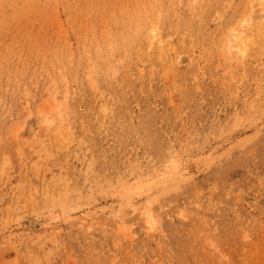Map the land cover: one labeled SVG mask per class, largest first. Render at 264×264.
<instances>
[{
  "label": "rangeland",
  "instance_id": "obj_1",
  "mask_svg": "<svg viewBox=\"0 0 264 264\" xmlns=\"http://www.w3.org/2000/svg\"><path fill=\"white\" fill-rule=\"evenodd\" d=\"M198 1L0 0V264H264V0Z\"/></svg>",
  "mask_w": 264,
  "mask_h": 264
},
{
  "label": "bare ground",
  "instance_id": "obj_2",
  "mask_svg": "<svg viewBox=\"0 0 264 264\" xmlns=\"http://www.w3.org/2000/svg\"><path fill=\"white\" fill-rule=\"evenodd\" d=\"M169 1H170V0H169ZM154 2L157 3V0H154ZM154 2H151V3L154 5ZM197 2H199V1L197 0ZM247 2L249 3V1H247ZM261 2L263 3L264 1H261ZM200 3H202V2H200ZM200 3H199V4H200ZM152 4L150 5V7L147 8V12L144 11V10H139V11L135 12V10H134L135 20H136V21H139V22H138V25L136 26V27H137L136 30H139L138 28H140V27L142 26V22H141V21L146 22V23H148V22L151 23V21H153L154 18H159L158 16L160 15V14H159L160 11H158V14H159V15L157 14V12H154L153 9H152ZM246 4H247V3H246ZM185 5H186V4H185ZM185 5H184V6H185ZM193 5H194V3H193ZM197 5H198V4H197ZM203 5H204V4L202 3L201 6L203 7ZM263 5H264V3H263ZM9 6H10V5H9ZM199 6H200V5H199ZM201 6H200V10H201ZM182 7H183V6H182ZM205 7H206V6H205ZM224 7H225V6H224ZM224 7H223V8H224ZM246 7H247V6H246ZM154 8H156V7H154ZM192 8H193V6H192ZM194 8H197V7H194ZM203 8H204V7H203ZM143 9H144V8H143ZM195 10H196V9H195ZM195 10H194V11H195ZM200 10H199V11H200ZM203 10H204V9H203ZM217 10H218V9H217ZM219 11H220V10H219ZM219 11H218V12H219ZM203 12H204V11H203ZM54 14H55V13H54ZM195 14H196V13H195ZM198 14H199V13H197L195 16H197ZM200 14H201V13H200ZM241 14H242V12H241ZM56 15H58V14H56ZM160 16H161V15H160ZM56 17H57V16H56ZM132 17H133V16H132ZM211 17H212V16H211ZM221 17H222V16H221ZM198 18H200L199 15H198ZM201 18H202V17H201ZM246 19H247V18H243V19H242V22H244ZM56 20H57V19H56ZM162 20H163V19H162ZM203 20H204V18H203ZM211 20H212V18H211ZM214 20H215V19H214ZM131 21H132V20H131ZM263 21H264V20H263ZM171 22H172V21H171ZM173 22H174V21H173ZM177 22H178V21H177ZM177 22H176V24L173 25V27L178 29V28L180 27V25H179ZM213 22H214V21H213ZM220 22H221V21H220ZM168 23H169V22H168ZM154 24H155V23H154ZM161 24H163V22H161ZM135 25H136V23H135ZM155 25H156V24H155ZM188 25H189V24H188ZM132 26H133V25H132ZM167 26H168V24H167ZM170 26H171V25H170ZM156 27H157V26H156ZM160 27H161V25H160ZM183 27H184V26H183ZM63 28H64V27H63ZM229 28H230V27H229ZM247 28H248V27H247ZM109 29H110V28H109ZM221 29H222V28H221ZM248 29H249V28H248ZM263 29H264V28H263ZM263 29H262V30H263ZM63 30H64V29H63ZM130 30H131V29H130ZM200 30H201V29H200ZM256 30H257V29H256ZM61 31H62V30H61ZM131 31H132V30H131ZM159 31H160V30H159ZM159 31H158V32H159ZM197 31H198V30H197ZM249 31H250V30H249ZM179 32H180V31H179ZM179 32H178V33H179ZM182 32H183V31H182ZM185 32L187 33V31H185ZM173 33H174V32H173ZM173 33H172L171 35H175V34H173ZM178 33H177V34H178ZM250 33H251V32H250ZM260 33H262V32H260ZM122 34H123V33H122ZM155 34H156V33H155ZM181 34H182V33H181ZM252 34H253V33H252ZM136 35H137V34H136ZM157 35H158V34H157ZM159 35H160V34H159ZM169 35H170V34H169ZM178 35H180V34H178ZM219 35H220V34H219ZM147 36H148V34H147ZM147 36L144 37L146 40H148V37H147ZM220 36H221V35H220ZM109 37H110L111 40L113 39V37H111V33H110V36H109ZM127 37H128V39L130 38V39L133 41V38H134V37H132V36H130V35H128V34H127ZM156 37H157V36H156ZM171 37H172V36H171ZM182 37H183V35H182ZM186 37H187V35H186ZM217 37H218V36H217ZM165 38H166V37H165ZM189 38H190V37H189ZM130 39H129V40H130ZM134 39H135V38H134ZM154 39H155V38H154ZM163 39H164V38H162V39L160 38V40H163ZM168 39H169V38H168ZM113 40H114V39H113ZM183 40H184V39H183ZM211 40H212V39H211ZM114 41H115V40H114ZM164 41H165V40H164ZM168 41H169V40H168ZM178 41H179V40H178ZM178 41H177V42H178ZM115 42H116V41H115ZM185 42H187V40H186ZM122 43L124 44V42H122ZM122 43H121L120 46H123V47H124L125 44L123 45ZM163 43H164V42H163ZM163 43H161V44H163ZM183 43H184V42H183ZM109 44H111V42H110ZM177 44H178V43H177ZM185 44H186V43H185ZM163 45H164V44H163ZM168 45H169V44H168ZM178 45H179V44H178ZM183 45H184V44H183ZM192 45H193V44H192ZM158 46H159V45H158ZM172 46H173V45H172ZM174 46H175V45H174ZM85 47H86V46H85ZM117 47H118V46H117ZM149 47H150V46H149ZM159 47H160V46H159ZM161 47H162V46H161ZM165 47H166V45H165ZM86 48H87V47H86ZM128 48H129V47H128ZM163 48H164V47H163ZM70 49H71V47H70ZM109 49H110V48H109ZM113 49H114V48H113ZM123 49H125V48H123ZM179 49H180V48H179ZM181 49H182V48H181ZM188 49H189V47H188ZM193 50H194V49H193ZM147 51H148V49H147ZM175 51H176V48H175ZM72 52H73V51H72ZM112 52H114V51L112 50ZM161 52H162V51H161ZM168 52H169V51H168ZM172 52H173V51H172ZM217 52H218V51H217ZM78 53H79V52H78ZM80 53H81V52H80ZM109 53H110V52H109ZM163 53H164V52H163ZM176 53H177V51H176ZM182 53H183V52H182ZM184 53H185V52H184ZM192 53H194V51H193ZM219 53H220V52H218V54H219ZM112 54H113V53H112ZM158 54H159V52H158ZM180 54H181V53H180ZM188 54H189V53H188ZM68 55H69V54H68ZM124 55H125V54H124ZM147 55H148V54H147ZM169 55H170V54H169ZM178 55H179V54H178ZM190 55H191V54H190ZM224 55H225V54H224ZM45 56H46V55H45ZM54 56H55V55H54ZM72 56H73V55H72ZM77 56H79V55H77ZM112 56H113V55H112ZM165 56H166V55H165ZM192 56H193V55H192ZM192 56H190V57H192ZM162 57H163V56H162ZM166 57H167V56H166ZM170 57H171V56H170ZM175 57H176V56H175ZM175 57H174V59H175ZM184 57H185V56H184ZM226 57H227V56H226ZM44 58H45V57H44ZM44 58H43V59H44ZM159 58H160V57H159ZM147 59H148V58H147ZM166 59H167V58H166ZM192 59H193V57H192ZM65 60H66V59H65ZM77 60H78V59H77ZM89 60H91V59H89ZM119 60H120V59H119ZM143 60H144V59H143ZM170 60H171V59H170ZM185 60H186V59H185ZM190 60H191V59H190ZM229 60H231V59H229ZM49 61H51V60H49ZM178 61H179V60H178ZM239 61H240V60H238V62H239ZM42 62H43V60H42ZM110 62H111V61H110ZM120 62H121V61H120ZM146 62H147V60H145V63H146ZM164 62H165V61H164ZM170 62H171V61H170ZM235 62H236V61H235ZM93 63H94V62H93ZM168 63H169V62H168ZM171 63H172V62H171ZM176 63H177V61H176ZM178 63H179V62H178ZM230 63H231V62H230ZM43 64H44V63H43ZM43 64H42V65H43ZM50 64H51V63H50ZM148 64H149V63H148ZM151 64H152V63H151ZM169 64H170V63H169ZM169 64H168V65H169ZM192 64H193V63H192ZM216 64H217V63H216ZM220 64H221V63H220ZM92 65H93V64H92ZM140 65H141V64H140ZM162 65H163V63H162ZM177 65H178V64H177ZM218 65H219V64H218ZM104 66H105V65H104ZM113 66H114V65H113ZM136 66H137V65H136ZM153 66H154V65H153ZM157 66H158V65H157ZM193 66H194V65H193ZM221 66H222V65H221ZM229 66H230V65H229ZM41 67L44 68L45 66H44V67L41 66ZM84 67H85V66H84ZM114 67H115V66H114ZM114 67H113V68H114ZM170 67H171V66H170ZM46 68H47V70H48V66H47ZM55 68H56V66H55ZM90 68H91V66H90ZM93 68H94V67H93ZM93 68H92V69H93ZM95 68H96V67H95ZM116 68H117V67H116ZM116 68H114V69H116ZM141 68H142V67H141ZM209 68H210V67H209ZM225 68H226V67H225ZM229 68H230V67H229ZM52 69H53V68H52ZM198 69H199V68H198ZM41 70H42V69H41ZM54 70H55V69H54ZM56 70H57V69H56ZM58 70H59V72H60L62 69H61V70L58 69ZM64 70H65V69H64ZM103 70H104V68L102 69V71H103ZM117 70H118V69H117ZM147 70H148V69H147ZM168 70H169V69H168ZM15 71H16V70H15ZM42 71H43V70H42ZM114 71H115V70H114ZM203 71H204V70H203ZM216 71H218V69H217ZM16 72H17V71H16ZM32 72H34V71H32ZM116 72H117V71H116ZM116 72H115V73H116ZM197 72H198V71H197ZM227 72H228V71H227ZM41 73H42V72H41ZM45 73H46V72H45ZM94 73H95V72H94ZM96 73H97V72H96ZM96 73H95V74H96ZM149 73H150V72H149ZM190 73H191V72H190ZM218 73H219V72H218ZM101 74H102V73H101ZM101 74H100V75H101ZM105 74H106V73H104V75H105ZM116 74H117V73H116ZM130 74H131V73H130ZM139 74H140V73H139ZM198 74H199V73H198ZM20 75H21V74H20ZM33 75H34V74H33ZM33 75H32V76H33ZM46 75H48V74L46 73ZM51 75L53 76V74H51ZM51 75H50V73H49L48 76H51ZM56 75H57V73H56ZM60 75H62V74L60 73ZM102 75H103V74H102ZM102 75H101V76H102ZM54 76H55V75H54ZM131 76H133V75H131ZM144 76H145V75H144ZM231 76H232V75H231ZM231 76H230V78H232ZM39 77H40V76H39ZM88 77L90 78L91 75H90V76L88 75ZM122 77H123V76H122ZM216 77H218V76H216ZM29 78H30V77H29ZM44 78H45V77H44ZM52 78H54V77H52ZM52 78L49 79V80H52ZM58 78H60V77L57 76L56 80H58ZM66 78H67V77H66ZM89 78H88V81H89ZM106 78H107V77H106ZM133 78H134V76H133ZM141 78H142V77H141ZM167 78H168V77H167ZM173 78H174V77H173ZM254 78H255V77H254ZM31 79H32V78H31ZM31 79H30V80H31ZM46 79H47V78H46ZM54 79H55V78H54ZM54 79H53V80H54ZM64 79H65V77H64ZM98 79H99V78H98ZM103 79H104V78H103ZM138 79H140L139 76H138ZM255 79H256V78H255ZM17 80H18V78H17ZM30 80H29V81H30ZM56 80H55V81H56ZM116 80H117V79H116ZM134 80H136V79L134 78ZM153 80H154V79H153ZM231 80H232V79H231ZM14 81H15V80H14ZM14 81H13V82H14ZM32 81H33V80H32ZM34 81H35V80H34ZM46 81H47V80H46ZM58 81H59V80H58ZM65 81H66V80H65ZM94 81H95V80H94ZM94 81H93V82H94ZM136 81H137V80H136ZM158 81H159V80H158ZM162 81H163V80H162ZM171 81H172V80H171ZM22 82H23V81H22ZM35 82H36V81H35ZM39 82H40V81H39ZM41 82H42V79H41ZM41 82H40V83H41ZM47 82H48V81H47ZM56 82H57V81H56ZM56 82H55V83L52 82V83H53V86H54V84H58V83H56ZM93 82H92V86L94 87ZM131 82H132V81H131ZM140 82H141V81H140ZM207 82H208V81H207ZM221 82H222V81H221ZM240 82H241V81H240ZM7 83H8V82H7ZM17 83H18V82H17ZM42 83H43V82H42ZM94 83H95V82H94ZM133 83H134V82H133ZM13 84H14V83H13ZM30 84H31V82H30ZM37 84H39V83H37ZM47 84H48V83H47ZM71 84H72V83H71ZM105 84H106V83H105ZM107 84H108V83H107ZM115 84H116V83H115ZM140 84H142V83H140ZM23 85H26V84H23ZM35 85H36V84H35ZM66 85H67V84H66ZM80 85H81V84H80ZM126 85H129V84H126ZM133 85H134V84H133ZM133 85H132V86H133ZM152 85H153V84H152ZM17 86H18V84H17ZM26 86H27V85H26ZM53 86H52V87H53ZM58 86H59V85H58ZM71 86H72V85H71ZM108 86H109V85H108ZM108 86H107V87H108ZM117 86H118V85H117ZM139 86H140V85H139ZM153 86H154V85H153ZM35 87H36V86H35ZM35 87H34V88H35ZM41 87H42V86H41ZM54 87H55V86H54ZM56 87H57V86H56ZM72 87H73V86H72ZM127 87H128V86H127ZM127 87H126V89H127ZM130 87H131V84H130ZM150 87H151V86H150ZM154 87H155V86H154ZM6 88H7V87H6ZM17 88H18V87H17ZM94 88H95V87H94ZM98 88H99V87H97V89H98ZM108 88H110V87H108ZM119 88H120V87H119ZM24 89H25V88H24ZM27 89H28V87H27ZM42 89H43V88H42ZM52 89H53V88H52ZM55 89H56V88H55ZM65 89H66V88H65ZM153 89H154V88H153ZM155 89H156V88H155ZM56 90L58 91V89H56ZM95 90H96V89H95ZM104 90H105V89H104ZM104 90H103V92H104ZM114 90H115V89H114ZM114 90H113V91H114ZM118 90H119V89H118ZM122 90L124 91L123 87H122ZM6 91H7V90H6ZM17 91H18V89H17ZM21 91H22V90H21ZM24 91H25V90H24ZM37 91H39V90H37ZM101 91H102V90H101ZM143 91H144V90H143ZM28 92H29V90H28ZM28 92H27V93H28ZM43 92H44V91H43ZM107 92H108V90H107ZM115 92H116V91H115ZM141 92H142V91H141ZM21 93H22V92H21ZM24 93H26V92H24ZM33 93H34V91H33ZM36 93H37V92H36V90H35V95H36ZM40 93H41V92H39V94H40ZM84 93H85V92H84ZM100 93H101V92H100ZM116 93H117V92H116ZM125 93H126V92H124V94H125ZM131 93H132V90H131ZM37 94H38V93H37ZM66 94H67V93H66ZM72 94H73V93H72ZM127 94H128V93H127ZM258 94H259V93H258ZM78 95H79V94H78ZM101 95H103V94L101 93ZM110 95H111V94H110ZM125 95H126V94H125ZM125 95H124V96H125ZM216 95H217V94H216ZM17 96H18V94H17ZM17 96H16V97H17ZM59 96H60V95H59ZM94 96H95V95H94ZM111 96H112V95H111ZM113 96H114V95H113ZM116 96L118 97V95H116ZM16 97H15V98H16ZM23 97H25V96H23ZM103 97H104V96H103ZM17 98H18V97H17ZM65 99H66V96H65ZM82 99H83V98H82ZM112 99H113V98H112ZM19 100H20V98H19ZM72 100H73V99H72ZM27 101H28V100H27ZM64 101L66 102L67 99L64 100ZM107 101H108V100H107ZM119 102H120V101H119ZM218 102H219V101H218ZM255 102H256V101H255ZM105 104H106V103H105ZM105 104H104V108L107 110V108L105 107ZM67 106H68V104H67ZM67 106H66V108H67ZM69 106H70V105H69ZM251 106H252V105H251ZM253 106H254V104H253ZM109 107H110V106H109ZM220 107H221V106H220ZM70 108H71V106H70ZM99 108H100V107H99ZM64 109H65V108H64ZM64 109H63V106H62V110H63V111H64ZM88 109H89V108H88ZM88 109H87V110H88ZM102 109H103V107H102ZM109 109H110V108H109ZM220 109H221V108H220ZM258 109H260V108H258ZM23 110H24V109H23ZM65 110H66V109H65ZM82 110H83V109H82ZM92 110L94 111V109H92ZM92 110H91V111H92ZM111 110H112V109H111ZM69 111H70V110H69ZM89 111H90V110H89ZM220 111H221V110H220ZM65 113H66V112H65ZM213 113H214V112H213ZM223 113L225 114V112H223ZM111 114H112V113H111ZM111 114H110V115H111ZM217 114H219V113H217ZM64 115H66V114H64ZM104 115H105V114H104ZM108 115H109V114H108ZM0 117H1V116H0ZM66 117H67V116H66ZM90 118H91V117H90ZM5 119H6V118H5ZM138 119H139V118H138ZM138 119H137V120H138ZM146 119H147V118H146ZM215 119H216V118H215ZM137 120H136V121H137ZM138 121H139V120H138ZM138 121H137V122H138ZM219 122H220V121H219ZM122 123H123V122H122ZM138 123H139V122H138ZM140 123H141V122H140ZM140 123H139V124H140ZM116 124H117V123H116ZM120 124H121V123H120ZM121 125H122V124H121ZM149 125H150V124H149ZM113 126H114V125H113ZM135 126H136V125H135ZM138 126H139V125H138ZM141 126H142V123H141ZM118 127H119V126H118ZM132 127H133V126H132ZM139 127H140V126H139ZM139 127H138V128H139ZM142 127H143V126H142ZM47 128H48V127H47ZM65 128H66V127H65ZM68 128H70V124H69ZM114 128H116V127H114ZM119 128H120V127H119ZM133 128H134V127H133ZM220 128H221V127H220ZM143 129H144V128H143ZM121 130H122V129H121ZM132 130H133V129H132ZM135 130H136V129H135ZM135 130H134V131H135ZM141 130H142V129H141ZM144 130H145V129H144ZM221 130H222V129H221ZM128 131H129V130H128ZM136 131L138 132V130H136ZM136 131H135V132H136ZM145 131H146V130H145ZM112 132L114 133V131H112ZM130 132H131V130H130ZM130 132H129V133H130ZM131 133H132V132H131ZM139 133H140V132H138V134H139ZM143 133H144V132H143ZM146 133H147V132H146ZM152 133H153V132H152ZM154 134H155V133H154ZM71 135H72V134H71ZM81 135H82V134H81ZM83 135H84V134H83ZM83 135H82V136H83ZM139 135H140V134H139ZM147 135H148V134H147ZM120 136H122V135H120ZM149 136H150V135H149ZM116 137H117V136H116ZM144 137L146 138V136H144ZM81 138H82V137H81ZM83 138H84V137H83ZM83 138H82V139H83ZM86 138H87V136H86ZM154 138H155V137H154ZM161 138H162V137H161ZM186 138H187V136H186ZM0 139H2V138L0 137ZM63 139H64V138H63ZM66 139H69V138L67 137ZM87 139H88V138H87ZM117 139H118V138H117ZM119 139H120V138H119ZM147 139H149V138H147ZM71 140H72V139H71ZM88 140H89V139H88ZM140 140H142V139L140 138ZM66 141H67V140H66ZM86 141H87V140H86ZM91 141H92V139H91ZM91 141H90V142H91ZM147 141H148V140H147ZM150 141H151V140H150ZM150 141H149V142H150ZM161 141H162V140H161ZM55 142H56V141H55ZM55 142H54V143H55ZM92 142H93V141H92ZM92 142H91V143H92ZM56 143H57V142H56ZM62 143H63V142H62ZM117 143H118V142H117ZM145 143H146V142H145ZM58 144L60 145V143H58ZM142 144H143V143H142ZM146 144H147V143H146ZM50 145H51V144H50ZM56 145H57V144H56ZM147 145H148V144H147ZM60 146H61V145H60ZM78 146H79V145H78ZM143 146H144V145H143ZM145 146H146V145H145ZM147 147H148V146H147ZM151 147H152V146H151ZM108 149H110V148H108ZM150 149H151V148H150ZM159 156H160V155H159ZM183 156H184V155H183ZM97 158H98V157H97ZM1 163H2V162H1ZM98 163H99V162H98ZM4 164H5V163H4ZM4 164L2 163V165H4ZM2 168H3V167H2ZM3 170H4V169H3ZM1 172H2V171H1ZM21 185H22V184H21ZM15 186H18V185L16 184ZM118 227H119V226H118ZM119 229H120V228H119ZM103 234H104V233H103ZM53 239H54V238H53ZM50 240H51V239H50ZM51 241H52V240H51ZM52 242H53V241H52ZM55 242H56V240H55ZM48 252H49V251H48ZM35 255H36V254H35ZM47 255H48V254H47ZM47 255H46V256L44 255V256L47 257ZM45 259H46V258H45ZM47 259H48V257H47ZM47 259H46V261H47ZM35 260H37V259H35ZM35 262H36V261H35ZM36 264H37V263H36ZM42 264H43V263H42Z\"/></svg>",
  "mask_w": 264,
  "mask_h": 264
}]
</instances>
